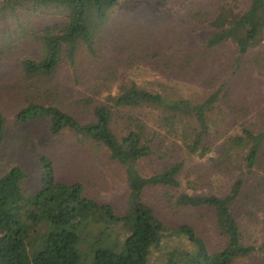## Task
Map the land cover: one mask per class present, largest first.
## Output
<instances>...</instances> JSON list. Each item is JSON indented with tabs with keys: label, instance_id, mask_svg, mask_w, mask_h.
<instances>
[{
	"label": "rangeland",
	"instance_id": "obj_1",
	"mask_svg": "<svg viewBox=\"0 0 264 264\" xmlns=\"http://www.w3.org/2000/svg\"><path fill=\"white\" fill-rule=\"evenodd\" d=\"M250 4L251 0H118L108 17L97 24L93 49L80 45L74 65L65 59L56 78L50 80L59 86L60 92L43 81L42 88L36 86L27 96L30 101L34 96H47L50 86L56 96L60 93L64 97L67 112L88 120L91 114L83 113L74 101L95 95L104 102L122 84L136 82L170 99L193 101H203L222 90L211 114L208 142L212 149L208 155L202 157L187 149L198 124L186 117L178 123L176 131L169 134L162 131L158 136L164 140L162 147L156 146L160 157L144 160L138 166L143 174L149 175L170 163H184L180 187L148 189L144 200L167 227H193L211 251L225 243L215 226L214 210L177 206V197L182 193L224 197L240 178L245 183L236 201L235 214L244 241L255 246L264 243V150L259 164L251 170L243 160L247 148L229 155L222 153L228 136L243 134L244 128L257 133L264 131V45L240 56L233 42L216 47L207 43L214 32L208 22L222 6L243 12ZM66 16L62 9L51 7L24 11L18 18L0 19V103L7 102L4 105L7 133L0 145V171L10 165H22L30 175L27 189H36L42 171L39 155L47 154L53 159L57 180L81 182L87 197L112 205L117 215L124 216L129 194L126 170L110 158L105 147L71 131L55 135L46 119L32 124L16 119L19 108L28 100L20 60L41 56L39 44L29 31L62 24ZM135 113L153 129L159 128L156 121L161 110L152 108ZM116 129L121 132L119 127ZM173 244L156 249L148 264H164ZM235 264H264V251L241 258Z\"/></svg>",
	"mask_w": 264,
	"mask_h": 264
},
{
	"label": "trees",
	"instance_id": "obj_2",
	"mask_svg": "<svg viewBox=\"0 0 264 264\" xmlns=\"http://www.w3.org/2000/svg\"><path fill=\"white\" fill-rule=\"evenodd\" d=\"M117 3L118 0H0V19L18 18L21 12L51 7L67 14L62 24L29 31L39 44L41 56L20 60V72L27 83L23 89L26 99L36 86L42 88L43 81L60 92L59 86L50 80L56 78L65 59L74 65L80 45L93 49L97 24L108 17ZM208 23L214 29L208 46L233 42L240 56H245L264 45V0H251L243 12L222 6ZM50 86L47 96H34L33 101L28 99L22 104L16 119L23 124L46 119L55 135L71 131L105 147L110 158L125 167L128 211L119 216L112 205L87 197L81 182L57 180L53 159L47 154L39 155L40 184L33 190L27 189L28 171L22 165H10L0 171V264H148L156 249L171 242L175 244L164 264H235L264 251V243L255 246L244 241L235 214L236 201L245 183L243 178L224 197L189 193L177 197V206L214 210L215 226L225 242L216 251H211L205 239L189 225L167 227L144 200L148 189H174L181 185L183 162L170 163L149 175L138 167L144 160L160 157L156 148L164 145V140L158 139L162 131L172 133L178 129V123L192 118L198 128L194 140L186 144L187 149L202 157L211 151V114L222 90L203 101L170 99L131 82L120 85L116 94L109 93L104 102L95 95L74 101L83 113L91 114L88 120H80L64 109V97L60 93L56 96ZM5 104L0 103V145L7 133ZM152 108L162 112L156 121L160 129H153L135 113ZM246 148L243 160L251 170L263 154L264 131L244 128L243 134L228 136L222 153L229 155ZM182 242H187L186 246Z\"/></svg>",
	"mask_w": 264,
	"mask_h": 264
}]
</instances>
